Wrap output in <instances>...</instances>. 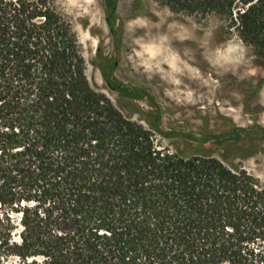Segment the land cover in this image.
<instances>
[{
  "label": "trees",
  "instance_id": "trees-1",
  "mask_svg": "<svg viewBox=\"0 0 264 264\" xmlns=\"http://www.w3.org/2000/svg\"><path fill=\"white\" fill-rule=\"evenodd\" d=\"M56 1L0 0V264H264V183L215 155L246 129L165 130L109 62L106 84L153 106L149 126L125 114ZM163 1L221 12L264 58V0Z\"/></svg>",
  "mask_w": 264,
  "mask_h": 264
},
{
  "label": "rangeland",
  "instance_id": "rangeland-1",
  "mask_svg": "<svg viewBox=\"0 0 264 264\" xmlns=\"http://www.w3.org/2000/svg\"><path fill=\"white\" fill-rule=\"evenodd\" d=\"M56 6L72 22L93 87L149 126L148 98L123 97L106 84L102 69L114 62L119 79L153 96L165 130L201 137L245 128L240 139L226 136L215 155L264 183V58L224 24V14L177 11L163 0H119L116 37L106 19L107 0H57ZM207 146H215L214 139Z\"/></svg>",
  "mask_w": 264,
  "mask_h": 264
}]
</instances>
